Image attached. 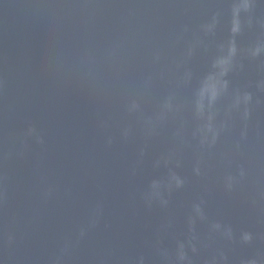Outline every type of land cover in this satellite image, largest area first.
<instances>
[{"label":"water","instance_id":"95a60500","mask_svg":"<svg viewBox=\"0 0 264 264\" xmlns=\"http://www.w3.org/2000/svg\"><path fill=\"white\" fill-rule=\"evenodd\" d=\"M0 264H264V0H0Z\"/></svg>","mask_w":264,"mask_h":264}]
</instances>
